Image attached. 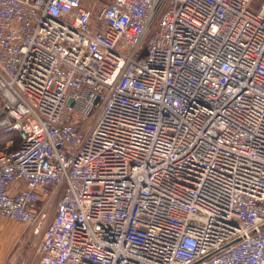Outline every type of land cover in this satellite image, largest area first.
<instances>
[{
  "label": "built area",
  "instance_id": "1",
  "mask_svg": "<svg viewBox=\"0 0 264 264\" xmlns=\"http://www.w3.org/2000/svg\"><path fill=\"white\" fill-rule=\"evenodd\" d=\"M1 131L36 264H264V0H0Z\"/></svg>",
  "mask_w": 264,
  "mask_h": 264
},
{
  "label": "rangeland",
  "instance_id": "2",
  "mask_svg": "<svg viewBox=\"0 0 264 264\" xmlns=\"http://www.w3.org/2000/svg\"><path fill=\"white\" fill-rule=\"evenodd\" d=\"M91 2L84 0L87 6ZM40 239L41 231L35 233L27 223L0 217V264H36Z\"/></svg>",
  "mask_w": 264,
  "mask_h": 264
},
{
  "label": "trees",
  "instance_id": "3",
  "mask_svg": "<svg viewBox=\"0 0 264 264\" xmlns=\"http://www.w3.org/2000/svg\"><path fill=\"white\" fill-rule=\"evenodd\" d=\"M12 139V144L7 149H14L18 146L19 140L17 135L11 133L0 132V149L5 147V142ZM6 148V147H5Z\"/></svg>",
  "mask_w": 264,
  "mask_h": 264
}]
</instances>
